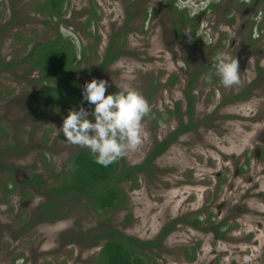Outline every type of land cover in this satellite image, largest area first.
<instances>
[{"label":"rangeland","instance_id":"1","mask_svg":"<svg viewBox=\"0 0 264 264\" xmlns=\"http://www.w3.org/2000/svg\"><path fill=\"white\" fill-rule=\"evenodd\" d=\"M43 1L0 0V163L6 167L0 171V264H96L105 242L95 240L103 229L99 223L126 236L152 241L163 227L183 217L185 222H177L161 244L145 249V264H264V153L250 151L262 136L256 132L264 126V88L259 89L261 95L254 90L252 100L219 105L223 97L253 80L252 58L238 57L240 82L230 87L212 81L218 77L210 64V53L237 50L247 28L246 22L241 25L254 9L221 4L199 19L193 8L186 7L188 24L198 25L196 37L203 43L214 42L207 50L193 48L182 32L190 28L177 15L165 12V7L158 8L157 0H136L134 5L133 0H62V14L54 17L35 10ZM178 7L182 8L179 2ZM128 8L133 16L127 28L121 27ZM151 11L155 14L152 29L142 35V15ZM256 11L262 13L264 28V5ZM228 13L236 18L230 27L226 26ZM115 31L122 36L112 42ZM58 35L75 55L70 63L73 73L40 83V72L31 66L28 55L33 47L54 41ZM223 38L219 46L215 39ZM232 39L236 40L234 48ZM111 42L120 55L103 69L83 72L101 62ZM194 71H199L192 92V120L197 126L179 135L147 173L138 175L137 188L121 185L125 208L97 216L83 206L84 201L67 202L48 222L49 215L37 208L45 189L31 191L26 181L37 174L51 185V173L63 170L77 151L87 150L64 142L52 126L58 129L69 109L92 106L80 98L61 113L45 94L46 86L62 85L70 77L82 85L93 78L104 79L109 82L108 94L128 83L144 96L150 111H173L178 102L185 124L183 90L188 74ZM128 76L132 79L127 80ZM174 77V84L167 86ZM157 84L159 88L153 91ZM154 119H142L146 135L121 157L126 165L142 162L154 141L178 126L174 117L159 127ZM6 183L12 186L9 195L3 189ZM21 195L29 196L30 206H25ZM194 218L199 221L196 228L190 224ZM222 222L221 232L231 228L224 239L202 229ZM26 223L28 228H24ZM191 246L195 256L188 262L183 248Z\"/></svg>","mask_w":264,"mask_h":264},{"label":"trees","instance_id":"2","mask_svg":"<svg viewBox=\"0 0 264 264\" xmlns=\"http://www.w3.org/2000/svg\"><path fill=\"white\" fill-rule=\"evenodd\" d=\"M62 8V0H44L35 10L40 13L45 12L54 17L62 14ZM180 16L182 18L184 17L183 15ZM114 49L113 43L111 42L101 62L97 66L91 67V69L84 70L83 72L92 74L94 70L103 69L110 64L120 55V52ZM80 55L82 59H85L84 51H81ZM28 56L31 60V66L36 67L40 72V83L46 81L50 83L55 82L56 77L60 74L65 72H68V74L73 73V67H71L70 63L75 58V55L69 43L65 45L61 42L60 35L54 41H47L36 45ZM174 82L175 77L169 79L165 84L172 86ZM82 86L79 80L70 77L62 85L54 87L46 86L47 90L45 94L49 96V101L52 104H57L60 112L63 113L64 110L71 108L80 100ZM159 86L157 84L152 90H157ZM192 100L193 98L188 96V105L185 111L188 117V123L183 124V113H181L178 102L175 103V109L173 111L165 110L161 113L149 111L142 118L145 119L155 116V127H159L174 117L178 120V126L160 141H154L150 152L138 164L126 165L120 157L107 166H101L94 161L89 151H77L63 170L57 173H51L54 183L48 192L55 197L54 202L58 203V200L61 198V200H65V202L63 201L64 203L84 201L83 206L92 209L97 216H101L104 211L111 213L124 209L126 194L121 185L123 183H129L130 189L137 188L138 175L147 173L155 159L163 154L177 140L179 135L197 126L192 120L194 113ZM60 138H64L62 134ZM3 169L4 167L0 163V170ZM33 177L38 178L39 175H33ZM37 185L41 186L43 183L38 182ZM177 222H185V217L173 220L170 225L163 227L157 238L152 241H141L135 237L126 236L111 226H105V223H99L100 228L103 229H101L100 234L95 239L103 238L105 242L96 264H145V249H151L161 244L166 236L174 229ZM190 224L196 228L198 227L199 221L197 218H194ZM223 225H225L224 222L219 223L215 227H203L202 229L211 230L218 238L224 239V234L231 228L227 227L225 231L221 232L220 229ZM80 243L86 245V241L83 239H81ZM183 251L185 259L188 262H192L195 256V247H184Z\"/></svg>","mask_w":264,"mask_h":264},{"label":"clouds","instance_id":"3","mask_svg":"<svg viewBox=\"0 0 264 264\" xmlns=\"http://www.w3.org/2000/svg\"><path fill=\"white\" fill-rule=\"evenodd\" d=\"M182 32L187 35L190 29ZM210 64L223 86L240 82L241 71L234 55L218 51ZM108 86L109 82L104 79L93 78L84 82L81 101L91 105V109L83 105L69 109L59 128L52 126L56 135L62 134L64 142L87 148L101 166L109 165L141 143L146 135L142 118L150 111L144 96L130 84L121 83L118 91L105 94Z\"/></svg>","mask_w":264,"mask_h":264},{"label":"flooded vegetation","instance_id":"4","mask_svg":"<svg viewBox=\"0 0 264 264\" xmlns=\"http://www.w3.org/2000/svg\"><path fill=\"white\" fill-rule=\"evenodd\" d=\"M138 1V0H137ZM136 0H133L132 3L133 5L135 4V2H137ZM163 2V3H162ZM178 2L182 5V8L179 10L177 8L178 7ZM221 4H224L226 6H235L236 8L242 9V8H252L254 9V12L251 14L250 17H248L247 19H244L243 23H242V27L246 22L247 28L245 30V33H243L241 35V40L239 41L238 48L237 50L233 47V45L235 44L234 39L230 40V44L232 46V48H234L230 54L234 55L235 58L238 60V57L240 56H244V58L247 60L249 58H252L250 60V62L253 65V72H254V77L252 81H249L246 85V87H243L240 91H235V92H231L230 94H228L227 97H223L222 100L219 102V105H225V104H232L235 103L237 101L240 100H247V99H253L256 98L255 95L256 93L253 94L254 90H258L257 93H259L260 95L263 94L262 90H259L260 88H264V28H262V22H263V18L260 17L261 16V11H256L259 7L264 5V0H157V7L158 8H166L165 12L171 13V15L173 16V14L177 15L180 19L183 20L184 24L186 25V27L190 28V33L187 34L188 36V40L191 44V46L193 48H202V49H210L212 48V42L209 43H203V41H201L202 39H198L195 35L197 29H198V25H191L188 24L189 21H191L188 17H187V12L188 9L186 7H191L194 9V15L199 16V19L204 18L207 15H211V13L214 12V10H216L217 8L220 7ZM151 5V3L149 4V6ZM154 6V4H152ZM149 8V7H148ZM132 12V11H131ZM131 12L129 11V8L127 10H125V13L127 14L126 19H124V21L121 23V27L127 28L129 21L131 20V17L133 16L131 14ZM152 12V11H151ZM257 14V15H256ZM180 15H183L184 17L182 18ZM142 22H144L145 26L142 27V35L146 34L148 32V29H152V25H153V21L155 18V14L154 11L151 14H147V12H144L142 15ZM226 26L230 27L232 26V22L236 20L235 16H233V14L228 13L226 16ZM177 25V24H176ZM208 24H206L207 26ZM212 27H214V22L212 23ZM173 30L176 32V30H179L176 28L175 25H173ZM221 28V26L219 25V29ZM209 30L211 29V27L208 28ZM128 30V29H126ZM121 31V30H120ZM122 36V33H120L119 31H115L114 34V38H112V42L114 40H116V38H119ZM208 37V36H207ZM212 38V37H211ZM224 41L223 39H215V42L219 44V46H221V42ZM180 44V42H178ZM110 44V43H109ZM109 44L105 47V53L107 52V49L109 47ZM114 46V45H113ZM121 46V45H119ZM216 46V45H214ZM254 47H256V51H254ZM115 48V47H114ZM180 49V47H178ZM115 51H119V50H115ZM120 52V51H119ZM121 53V52H120ZM210 59L212 60V58L214 57V55L216 53H210ZM104 55L101 59L104 58ZM183 59V58H182ZM186 61V59H185ZM187 63V61H186ZM106 67V66H105ZM104 67V68H105ZM199 71H194L188 74V79L186 81L183 93H184V99H185V110H186V106L188 105V96H191L193 98L192 100V105H194V96L192 94V92H195V87H196V79L198 77ZM217 78H212L213 82L217 83ZM212 85H214V83H212ZM194 110V109H193ZM262 115L261 117H264V106L262 109ZM186 115V114H185ZM187 116V115H186ZM255 116V115H254ZM253 120L254 117H250ZM264 120V119H263ZM256 121V119H255ZM262 132V136L261 138L258 140V142L253 145L250 148V151L252 153H264V126L261 127V129L257 130L256 133L261 134ZM4 167V166H3ZM6 167H4L5 169ZM3 169V170H4ZM2 171V170H0ZM33 175H37V174H32V176L26 181L27 184L31 185L29 187V189L31 191H37L38 189L42 190V188H44V198H42V202L39 203L38 205V209L44 213L45 215H49V219L48 222L53 221L52 215L55 213L61 211L64 206L63 201L60 199L58 200V203L54 202V196L49 194L48 190L50 189V187L53 185L54 183V179L52 178V182L51 185H48L46 181L41 180L40 176L37 177H33ZM38 182L43 183V185L38 186ZM9 183H6L4 185V192L9 195L12 190L11 187H9ZM42 192V191H41ZM21 199L22 201L25 200V206L29 205V196H24L21 195ZM4 202H6V200H4ZM34 203V202H33ZM31 202V205L33 204ZM29 224L26 223L24 225V228H28ZM24 233H26L24 231ZM98 237V236H96ZM96 239H103V238H96ZM95 239V240H96ZM104 243H102V245H100V251L103 248ZM99 251V254H100Z\"/></svg>","mask_w":264,"mask_h":264}]
</instances>
